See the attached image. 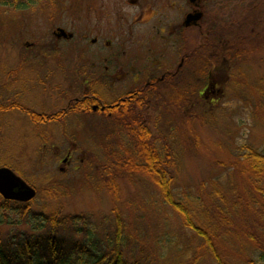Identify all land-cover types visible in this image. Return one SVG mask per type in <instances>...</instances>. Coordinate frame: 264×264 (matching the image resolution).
Returning a JSON list of instances; mask_svg holds the SVG:
<instances>
[{
    "label": "rangeland",
    "instance_id": "rangeland-1",
    "mask_svg": "<svg viewBox=\"0 0 264 264\" xmlns=\"http://www.w3.org/2000/svg\"><path fill=\"white\" fill-rule=\"evenodd\" d=\"M129 1L36 0L26 10L3 8L0 104H8L15 96V90H8L4 84V72L25 65L28 74L29 66L34 63L27 51L47 49L54 27L75 31L85 19L93 28L101 13L103 21L107 13H119V9L140 12ZM186 2L142 0L141 6L149 10L148 18L155 12L162 13L167 26L183 22ZM203 3L206 8L203 29L192 33L197 38L199 81L194 90L197 100L191 104L188 88H166L164 99L151 105L153 132L148 140L124 132L98 135L92 127L87 129L84 121L80 125L73 122L70 128L74 134L68 136L61 135V131L51 134L28 131L29 125L22 115L11 112L3 117L0 112V168L12 169L35 188L32 211L92 215L102 241L108 232L114 236L118 214L126 223L124 253L128 259L134 255L148 264H220L204 239L185 227L181 216L164 203L154 179L143 170H132L129 163L125 164L127 160L132 166L143 164L145 157L141 152L148 141L156 153L171 154L176 196L182 197L186 191L200 196L206 205L200 216L208 215L217 221L214 241L222 263L264 264L260 257L262 250L257 245H264V218H260L264 210L251 201L252 195L258 194L250 191L246 174L240 167H237L240 171L233 167L241 162L239 148L264 149V0H204ZM156 21L154 17L149 27ZM192 34L188 31L183 35L189 38ZM79 42L76 38L63 44V49L69 52L67 55H76ZM164 53L169 59L179 56L170 48ZM210 68L218 71V87L213 89L219 97L217 103H209L207 98L213 99L210 93L199 95ZM31 86L34 87L32 78L26 76L18 84V88L25 90ZM35 88L26 92L28 105L36 109L49 107L48 103L54 100L44 91L41 93L40 87ZM53 94L56 96L57 92ZM69 150L73 152L66 165L63 159ZM214 189L223 193L225 202L210 197ZM214 205L224 212L207 210V206ZM224 217L228 221L224 219V222ZM20 228L27 230L30 226L23 224ZM76 237L85 240L84 236Z\"/></svg>",
    "mask_w": 264,
    "mask_h": 264
},
{
    "label": "flooded vegetation",
    "instance_id": "flooded-vegetation-1",
    "mask_svg": "<svg viewBox=\"0 0 264 264\" xmlns=\"http://www.w3.org/2000/svg\"><path fill=\"white\" fill-rule=\"evenodd\" d=\"M141 1H129L140 12L119 9V13H107L103 21L100 12L93 28L83 20L84 16L75 31L54 27L47 49L26 50L34 63L29 66L32 77L25 72L28 71L25 65L4 72V84L8 85V90H15V96L8 104H0L1 115L6 117L11 112L22 115L29 125L28 131L35 129L44 134L61 131V135H72L70 125L73 122L80 125L84 121L87 129L92 127L98 135L124 132L130 136H149L153 132L149 117L151 105L164 99L166 88H188L191 104H194L197 100L194 90L199 79L197 38L192 33L203 29L204 0H187L183 22L168 23L167 26L160 12L148 18L149 10L141 6ZM195 13H201V19L186 25L187 16ZM154 17L157 21L149 27ZM188 31L192 34L189 38L183 35ZM76 38L80 40V48L74 51L75 56L67 55L69 52L63 46ZM166 48L179 56L169 59L164 53ZM217 72L216 69L207 71L202 82L203 90L199 93L200 96L210 93L213 99L207 98L209 103L219 101L215 94ZM55 75L59 78L55 79ZM25 76L32 78L34 87L18 88ZM35 86L54 100L48 103L49 107L36 109L28 105L26 92L37 89ZM53 91L57 92L56 96ZM52 105L60 106L53 108ZM72 152L68 151L63 164L70 163Z\"/></svg>",
    "mask_w": 264,
    "mask_h": 264
},
{
    "label": "trees",
    "instance_id": "trees-1",
    "mask_svg": "<svg viewBox=\"0 0 264 264\" xmlns=\"http://www.w3.org/2000/svg\"><path fill=\"white\" fill-rule=\"evenodd\" d=\"M35 2L36 0H0V12L3 8L26 10ZM149 136L144 134L139 137L146 141ZM147 143L141 152L145 157L143 164L132 166L129 160L125 164L129 163L132 170H143L154 179L162 192L164 203L181 216L185 227L204 239L220 264H223L214 241L218 230L217 221H212L213 217L208 215L200 216L201 209L206 206L200 196H192L187 191L182 197L176 196L173 190L174 166L171 154L166 152L163 159ZM238 150L241 151L238 154L241 162L233 167H240L246 174L250 191L258 194L252 195L251 201L254 206L259 205L264 210V149L244 146ZM210 197L225 202L223 193L217 189H214ZM34 201L35 199L21 203L6 200L0 195V264H148L135 259L134 255L131 259L125 256L126 223L121 215L116 216L114 236L111 237L108 232L105 241H102L98 238L92 215L64 214L62 211L34 212L31 210ZM212 209L220 214L224 212L219 205H214L213 208L207 206V210ZM260 218H264L263 213ZM220 222L223 223L222 219ZM23 224L30 228L21 229ZM76 236H84L85 240H78ZM251 239L255 240L254 237ZM257 245L262 250L260 257L264 261V245Z\"/></svg>",
    "mask_w": 264,
    "mask_h": 264
},
{
    "label": "water",
    "instance_id": "water-1",
    "mask_svg": "<svg viewBox=\"0 0 264 264\" xmlns=\"http://www.w3.org/2000/svg\"><path fill=\"white\" fill-rule=\"evenodd\" d=\"M195 1V0H190ZM201 13L190 14L187 16L185 24L189 25L191 21H199ZM62 33L64 30L60 29ZM36 190L30 186L23 178L18 176L12 169L7 167L0 168V195L11 201L28 203L36 197Z\"/></svg>",
    "mask_w": 264,
    "mask_h": 264
}]
</instances>
